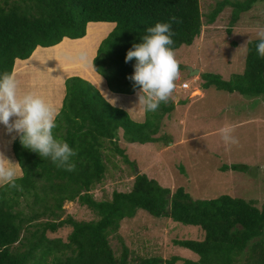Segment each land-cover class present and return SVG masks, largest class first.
Here are the masks:
<instances>
[{"label": "trees", "instance_id": "trees-1", "mask_svg": "<svg viewBox=\"0 0 264 264\" xmlns=\"http://www.w3.org/2000/svg\"><path fill=\"white\" fill-rule=\"evenodd\" d=\"M257 2L221 0L206 23L212 24L227 6L233 24ZM172 16L181 21L172 24L176 33L173 50L190 46L201 29L198 0H0V74L11 73L14 61L26 60L36 47L49 48L63 38L81 39L87 23H113V29L99 42L91 67L110 92L132 95L138 90L128 79L135 60L125 63L126 52L141 42L147 28L167 23ZM257 43V39L247 42L240 74L224 81L216 74L202 73L201 87L264 98V57L257 54ZM71 52L72 48L63 57L67 64ZM63 87L53 135L75 151L71 158L75 170L58 168L49 158L24 148L18 137L13 140V157L25 175L16 181L21 190L0 186V264H158L156 257L133 255L117 234L121 220L131 218L136 210L202 232L201 240L172 241L197 260L171 257L164 264H264V201L257 208L253 201L227 195L194 200L181 187L170 192L144 174L133 177L127 192L113 191L108 200H94L90 191L105 172L104 144L135 169L117 145V132L128 144L157 143L160 120L173 106L160 105L154 113L144 112L139 123L108 104L93 85L79 77L64 79ZM227 170L243 173L247 166L221 167V171ZM64 202H76L95 218H61ZM63 226L70 228L65 241L46 237L47 232L53 234ZM109 238L119 245L117 255Z\"/></svg>", "mask_w": 264, "mask_h": 264}, {"label": "rangeland", "instance_id": "rangeland-1", "mask_svg": "<svg viewBox=\"0 0 264 264\" xmlns=\"http://www.w3.org/2000/svg\"><path fill=\"white\" fill-rule=\"evenodd\" d=\"M220 1L198 0L201 14L200 34L190 46H180L173 50L180 72L172 96L167 103H161L163 107L172 104L173 110L165 113L160 120L155 135L159 141L144 145L128 144L121 139L118 131L117 145L123 149V154L133 163L135 169L132 170L123 163L105 143L102 150L104 176L90 191L94 200H108L113 191L127 192L136 170L137 174H144L161 187L168 188L170 192L181 187L194 200H209L227 195L253 201L257 208L261 206L264 201V98H248L237 93L218 91L213 87L203 89L199 75L216 74L227 81L232 75L242 72L246 44L257 39L256 26H264V0H258L248 12L240 13L233 24H230L231 8L227 6L212 24H207V15ZM89 46L92 48L94 45L89 44L87 37L84 40H63L60 45L52 48L36 49L27 61L16 66L15 74L22 75L25 84L23 87L31 89L30 91H39L38 94L43 98H49L48 88L58 87L55 83L72 74L71 71L90 79L100 88L87 66L91 53ZM71 48L72 66L60 73L52 71L50 65L55 64L58 57L67 61L63 57L68 55ZM36 60L39 67L31 68L30 64ZM189 69L198 72L189 75ZM85 70L88 71L87 75ZM36 73L42 75L40 84L34 79L40 78ZM182 82L189 86L188 90H180L179 85ZM94 83L91 84L94 86ZM102 85L105 91H98L105 101L109 93L114 94L115 101L111 105L128 115L131 114L128 107L138 105L136 98L112 93L105 84ZM197 89L201 90L202 95H199ZM57 94L58 92L52 93L55 98ZM131 115L129 116L132 120L140 122L141 117L136 119ZM179 120H185L187 124L177 125ZM224 127L232 129L231 134L238 143L223 142L219 130ZM231 164L245 165L247 170L243 173L221 171L223 165ZM65 216L76 221L95 218L88 209L76 202L63 203L61 218ZM69 232L70 228L63 226L53 234L47 232L46 237L65 241ZM117 234L127 248L134 251L133 255L142 258L156 257L159 259L158 264H164L171 257L195 261L196 255L174 246L172 241L201 240L203 235L196 227L175 223L168 218H155L142 210H136L131 218L121 220ZM109 244L117 255L119 245L116 240L109 238Z\"/></svg>", "mask_w": 264, "mask_h": 264}, {"label": "clouds", "instance_id": "clouds-1", "mask_svg": "<svg viewBox=\"0 0 264 264\" xmlns=\"http://www.w3.org/2000/svg\"><path fill=\"white\" fill-rule=\"evenodd\" d=\"M173 23L181 21L172 16L167 23L158 22L147 28L141 42L133 44L124 58L125 63L135 60L133 74L128 79L134 88L139 89L136 93L138 105L146 113H154L161 103H167L176 88L180 68L172 48V37L176 35L171 30ZM255 32L257 54L264 57V26L257 25ZM57 116L55 107L41 95L20 90L15 72L0 74V125L8 134L15 133L24 148L49 158L58 168L74 171L75 164L71 158L76 155L75 151L53 135ZM219 131L225 144L238 143L230 127ZM24 175L19 162H12L0 154V186L21 190L16 181Z\"/></svg>", "mask_w": 264, "mask_h": 264}, {"label": "crops", "instance_id": "crops-1", "mask_svg": "<svg viewBox=\"0 0 264 264\" xmlns=\"http://www.w3.org/2000/svg\"><path fill=\"white\" fill-rule=\"evenodd\" d=\"M113 27H114V24L113 23H87L86 24V27H85V31H86V33H85V37L83 36L81 39L82 40H84L85 38H87L88 37V41H89V44H93L94 46L91 48V46H89L88 48H90L91 49V53H90V57H89V59H88V62H87V66H88V68H89V70H90V72H91V74L93 75V78H95V81L96 82H98L99 83V87L100 88H97L96 86H95V83L93 82V81H91L90 79H88V78H85V77H82L81 75H78L77 73H75V72H73V71H71L72 72V74H67L68 76H65V77H63V79L61 80V81H59L58 83H55V84H58V87H56V86H52V87H49L48 88V91H49V93H48V97L49 98H44L47 102H49V103H51L54 107H55V109H56V111L58 112V110H59V108H60V106H61V101H62V98H63V95H64V87H63V81H64V79L65 78H68V77H79V78H81V79H83V80H85V81H89V83L91 84V83H94V87L97 89V90H103V91H105V89H104V85H102V84H105V82H104V80H99V76L93 71V69H92V67H91V61H92V58L94 57V55H95V51H96V48H97V46H98V44H99V42L103 39V38H105L106 37V35L113 29ZM63 40H65V41H75V40H69V39H66V38H63L59 43L61 44L62 43V41ZM76 40H79V39H76ZM57 44V46L58 45H60V44ZM56 46V45H55ZM50 48V47H49ZM35 49H46V48H40V47H36ZM34 49V50H35ZM33 50V51H34ZM32 54V53H31ZM30 58V56L26 59V60H22V61H20V60H15L14 62H15V65L14 66H12V69L13 70H11V73L12 72H15V68H16V66L18 65V64H21L20 62H23V61H27L28 59ZM56 61L57 62H55V64H53V65H50L51 67V69H52V71H55V72H63V71H65L67 68H69V66L71 67L72 65H71V60H70V63L69 64H67V61L65 60V59H62V58H56ZM37 63H38V61L36 60V61H33L30 65H31V68H35L36 66H37ZM14 64V63H13ZM82 64H84V63H82ZM55 65H58V67H54ZM19 66V65H18ZM17 66V67H18ZM43 66H45L46 67V65H43ZM37 67H39V66H37ZM47 68H49V64L47 65ZM62 70V71H61ZM34 71H35V69H34ZM70 73V72H69ZM40 78L38 79V78H34L35 79V81L37 82V83H39L40 84V82H41V76L42 75H39L38 73H36ZM86 75V74H85ZM190 75V74H189ZM16 77L17 78H21V79H18V81H19V87H20V90L21 91H30L31 89H29V88H25V87H23L25 84H24V82H23V79H22V75L21 74H16ZM20 81H22V82H20ZM40 81V82H39ZM102 83V84H101ZM182 83H184V82H182ZM181 83V84H182ZM52 84H54V83H52ZM92 85V84H91ZM106 85V84H105ZM42 87H43V85H41ZM180 86V85H179ZM23 88V89H22ZM139 90V89H138ZM138 90H136L132 95H130V97H133V98H136L137 99V95H135V93H137L138 92ZM180 90H183V89H181L180 88ZM98 91V92H99ZM196 91H198L199 92V95H202V92H201V90L200 89H197ZM39 92V91H38ZM38 92H36L37 94H38ZM58 92V94L56 95V98L55 97H53V95H52V93H54V94H56ZM101 95V94H100ZM105 100V99H104ZM106 101H107V103L108 104H112V103H110L109 101H115V96H114V94H111V93H109V97L108 98H106ZM135 102H137L138 103V101L136 100ZM135 107V108H134ZM129 106L128 107V112H130L131 114H129V115H131V116H133L134 115V117L136 118V119H138L139 117H141V120H140V122L139 123H141L143 120H144V111H143V113H142V110H141V107L139 106V105H137V106ZM138 107L140 108V109H138ZM140 110H141V113H140ZM173 110V109H172ZM127 113V112H126ZM127 115H128V113H127ZM128 115V116H129ZM129 118L131 119V117L129 116ZM132 120V119H131ZM134 121V120H133ZM193 121H194V118H193ZM174 124H175V122H174ZM178 124H180L181 126L182 125H186L187 124V122L184 120H179L178 122H177V125ZM179 125V126H180ZM17 136H16V134L15 133H12V134H8L7 132H6V130H5V128H4V126L3 125H0V154H3L6 158H8L10 161H12V162H17L15 159H14V157H13V153H12V142H13V140L16 138ZM153 144V143H152ZM180 258V257H179ZM183 259V258H182ZM197 260V259H196ZM192 261V260H191Z\"/></svg>", "mask_w": 264, "mask_h": 264}, {"label": "water", "instance_id": "water-1", "mask_svg": "<svg viewBox=\"0 0 264 264\" xmlns=\"http://www.w3.org/2000/svg\"><path fill=\"white\" fill-rule=\"evenodd\" d=\"M198 71L197 70H191L189 69V74L192 75V74H196ZM137 175V171L135 170V173H134V176ZM167 212H169V208H167Z\"/></svg>", "mask_w": 264, "mask_h": 264}, {"label": "built area", "instance_id": "built-area-1", "mask_svg": "<svg viewBox=\"0 0 264 264\" xmlns=\"http://www.w3.org/2000/svg\"><path fill=\"white\" fill-rule=\"evenodd\" d=\"M180 88L183 89V90H188V85L186 83H182L180 85Z\"/></svg>", "mask_w": 264, "mask_h": 264}, {"label": "bare ground", "instance_id": "bare-ground-1", "mask_svg": "<svg viewBox=\"0 0 264 264\" xmlns=\"http://www.w3.org/2000/svg\"><path fill=\"white\" fill-rule=\"evenodd\" d=\"M59 44H60V43H59ZM56 46H57V45H56ZM56 46H52V47H56ZM52 47H50V48H52ZM35 50H36V49H35ZM34 52H35V51H34ZM34 52H33V53H34ZM33 53H32V55H33ZM32 55H31V56H32ZM31 56H30V57H31Z\"/></svg>", "mask_w": 264, "mask_h": 264}]
</instances>
